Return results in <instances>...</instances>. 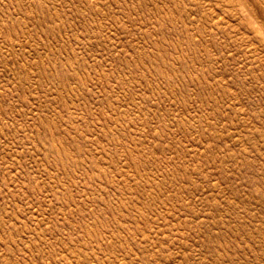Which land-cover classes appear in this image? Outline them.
<instances>
[{
    "label": "rangeland",
    "instance_id": "1",
    "mask_svg": "<svg viewBox=\"0 0 264 264\" xmlns=\"http://www.w3.org/2000/svg\"><path fill=\"white\" fill-rule=\"evenodd\" d=\"M0 264H264V0H0Z\"/></svg>",
    "mask_w": 264,
    "mask_h": 264
}]
</instances>
